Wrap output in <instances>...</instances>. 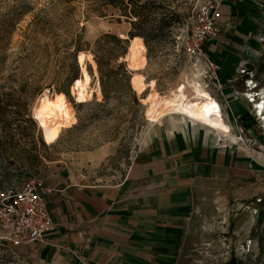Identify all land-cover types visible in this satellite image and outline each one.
Returning <instances> with one entry per match:
<instances>
[{"label":"rangeland","instance_id":"rangeland-1","mask_svg":"<svg viewBox=\"0 0 264 264\" xmlns=\"http://www.w3.org/2000/svg\"><path fill=\"white\" fill-rule=\"evenodd\" d=\"M155 1L169 11L153 8L148 14V46L142 38L147 65L139 73L148 81H157L155 91L166 96L192 78L191 63L184 53L186 19L210 0H140V4ZM128 2L0 0V185L31 176L50 186L68 183L81 173L91 179L102 176L110 183L124 176L155 124L146 116L143 99L148 92L137 94L131 78L120 75V64L130 77L134 73L120 58L111 63L119 74L107 80L105 96L99 71L90 59H94L96 42L105 43L106 34L129 46L133 28L123 13ZM260 25L264 34V17ZM106 43L109 48L115 46L113 40ZM260 43L261 54L252 59L258 80L264 74V35ZM79 46L88 55L91 86L99 83L102 92L87 103H76L70 90L81 73ZM45 92L50 96L65 93L77 118L76 125L64 129L50 146L33 117ZM188 94L192 95L191 88ZM106 145L117 147V153L93 168L89 153ZM232 192L236 196L209 188L199 191L193 217L184 229L178 264H264V170L255 171ZM0 264L33 263L23 260L17 248L0 245Z\"/></svg>","mask_w":264,"mask_h":264},{"label":"crops","instance_id":"crops-1","mask_svg":"<svg viewBox=\"0 0 264 264\" xmlns=\"http://www.w3.org/2000/svg\"><path fill=\"white\" fill-rule=\"evenodd\" d=\"M263 9L264 0H224L221 13L224 19L235 20L236 27L207 45L222 66L221 89L210 93L221 106L228 138L216 141L212 127L182 122L179 117L162 118L121 179L110 183L102 176L91 179L81 173L52 186L49 206L57 227L42 241L17 248L23 260L178 264L184 229L193 217L199 191L209 188L232 194L244 179L264 170V118L255 104L264 88V74L257 79L252 61L262 50ZM145 92L148 96L152 89ZM241 130L244 142L238 138ZM116 153L117 147L106 145L90 152L88 160L97 168Z\"/></svg>","mask_w":264,"mask_h":264},{"label":"bare ground","instance_id":"bare-ground-1","mask_svg":"<svg viewBox=\"0 0 264 264\" xmlns=\"http://www.w3.org/2000/svg\"><path fill=\"white\" fill-rule=\"evenodd\" d=\"M121 37L124 36L121 35ZM146 51L147 48L141 37L130 39L127 54L123 57L128 62L130 70L138 71L145 68ZM87 58L88 55L84 52L77 54L81 73L79 78L73 80L70 88L76 103H87L92 101L95 95L102 96L99 83L95 88L91 86L92 77L86 66ZM90 63L94 69H97L94 59H90ZM199 77V72H193L190 80L178 85L174 93L166 96L155 91V81L146 83L144 75L139 72L132 76L131 85L137 94H143L148 88L152 89V92L143 99L147 103L146 116L152 123H157L168 116L179 117L182 122L186 120L192 124L212 127L216 129L214 136L216 141L226 140L230 132L224 124L221 106L208 90L203 88ZM262 78L264 80V75ZM188 88H191V96L188 94ZM255 104L264 118V88ZM33 117L45 144L49 146L59 140L64 129L72 128L77 123L75 109L67 95L62 92L53 96H50L48 92L42 94L34 108ZM233 140L236 141V138ZM256 212L257 210L254 209L253 213Z\"/></svg>","mask_w":264,"mask_h":264},{"label":"built area","instance_id":"built-area-1","mask_svg":"<svg viewBox=\"0 0 264 264\" xmlns=\"http://www.w3.org/2000/svg\"><path fill=\"white\" fill-rule=\"evenodd\" d=\"M223 1L210 0L186 19L184 53L192 72L200 73V84L209 93L221 89L219 72L222 66L209 54L207 45L217 40L221 33L236 27L232 18L224 19ZM238 138L244 142L242 130ZM52 191V186L36 176L0 185V245L13 248L33 245L57 227L49 206Z\"/></svg>","mask_w":264,"mask_h":264},{"label":"trees","instance_id":"trees-1","mask_svg":"<svg viewBox=\"0 0 264 264\" xmlns=\"http://www.w3.org/2000/svg\"><path fill=\"white\" fill-rule=\"evenodd\" d=\"M92 1L94 3H98L103 0H92ZM153 8L164 9L166 11H169L165 7V5L162 4V2H158V1H155L153 3L146 2L144 4H140V0H129L128 4L126 5L124 4L123 13H125L124 15L126 17L131 19L130 22L133 28L132 31L130 32V39L137 36L144 38L148 46V38L146 36L145 31L147 29V26L149 25L148 14ZM170 15H172V17H176L175 14L172 13H170ZM165 19L166 18H163L162 20L165 22L166 21ZM103 40H105V43L102 41L96 42L95 48L93 50V55H94V60L97 64V69L100 74L102 92L106 96L107 80L116 77L119 74L117 71L111 68V63L119 61L120 58L125 57L128 51V47H126L125 45L122 46L123 42L121 39H119L116 36H111L109 34H106L103 37ZM106 40H113L115 42V46L110 48L107 47ZM82 50L83 49L80 46L77 47L78 53L82 52ZM119 68L120 70H122V73H120L122 77L124 78L132 77V75L131 77L128 75L126 70H123L124 68L123 64H120Z\"/></svg>","mask_w":264,"mask_h":264}]
</instances>
